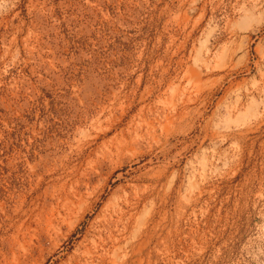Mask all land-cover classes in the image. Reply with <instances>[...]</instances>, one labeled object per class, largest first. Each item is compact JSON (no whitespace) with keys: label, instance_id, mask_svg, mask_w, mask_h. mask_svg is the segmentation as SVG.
Returning <instances> with one entry per match:
<instances>
[{"label":"rangeland","instance_id":"obj_1","mask_svg":"<svg viewBox=\"0 0 264 264\" xmlns=\"http://www.w3.org/2000/svg\"><path fill=\"white\" fill-rule=\"evenodd\" d=\"M0 264H264V0H0Z\"/></svg>","mask_w":264,"mask_h":264}]
</instances>
